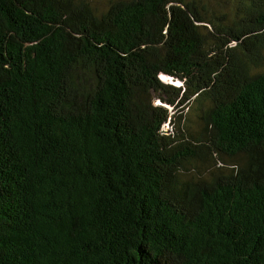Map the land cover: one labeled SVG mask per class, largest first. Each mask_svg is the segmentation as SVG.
<instances>
[{"label": "trees", "instance_id": "trees-1", "mask_svg": "<svg viewBox=\"0 0 264 264\" xmlns=\"http://www.w3.org/2000/svg\"><path fill=\"white\" fill-rule=\"evenodd\" d=\"M0 264H264V0H0Z\"/></svg>", "mask_w": 264, "mask_h": 264}, {"label": "rangeland", "instance_id": "rangeland-1", "mask_svg": "<svg viewBox=\"0 0 264 264\" xmlns=\"http://www.w3.org/2000/svg\"><path fill=\"white\" fill-rule=\"evenodd\" d=\"M87 1L92 2L97 8H103V6L106 4V2L108 0H87ZM161 79H162V82L168 86L175 87V88L181 86V83L178 80H175L172 78H167V79L161 78ZM154 104H160V102L158 100H155ZM188 106H189V104H188ZM182 107L184 110H182V112H181L180 116H182V117H181L180 121L181 122L185 121V123L191 124L192 129H193L194 121H195L194 110H191V107L187 108V105H183L180 108H182ZM169 109L171 110L170 107H169ZM178 114H180V112H178ZM173 130H174V128H172L170 126V124L169 125L165 124L162 128V133L169 134V133L173 132Z\"/></svg>", "mask_w": 264, "mask_h": 264}, {"label": "bare ground", "instance_id": "bare-ground-1", "mask_svg": "<svg viewBox=\"0 0 264 264\" xmlns=\"http://www.w3.org/2000/svg\"><path fill=\"white\" fill-rule=\"evenodd\" d=\"M161 78L167 79L168 77L167 76H161Z\"/></svg>", "mask_w": 264, "mask_h": 264}]
</instances>
